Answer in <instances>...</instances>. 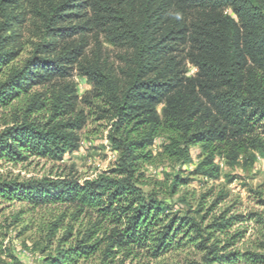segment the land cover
<instances>
[{
	"label": "trees",
	"instance_id": "obj_1",
	"mask_svg": "<svg viewBox=\"0 0 264 264\" xmlns=\"http://www.w3.org/2000/svg\"><path fill=\"white\" fill-rule=\"evenodd\" d=\"M26 24L36 41L14 66ZM101 41L123 52L120 68L104 59ZM74 72L92 87L83 97L67 82ZM16 103L12 125L0 131V162H62L80 150L89 116L106 123L119 156L95 179H0V203L70 208L73 220L87 221L72 242L66 231L48 264L96 255L125 264L187 248L201 255L193 264H264V254L232 251L244 238H228L242 216L205 225L139 186L164 139L162 161L184 166L198 147L196 174L210 180L220 179L221 162L264 160V0H0V111ZM181 173L169 179L173 196L189 184Z\"/></svg>",
	"mask_w": 264,
	"mask_h": 264
},
{
	"label": "rangeland",
	"instance_id": "obj_2",
	"mask_svg": "<svg viewBox=\"0 0 264 264\" xmlns=\"http://www.w3.org/2000/svg\"><path fill=\"white\" fill-rule=\"evenodd\" d=\"M22 52L14 62V66L21 65L32 51L31 43L36 39L32 36V27L26 24L21 29ZM102 55L109 65L115 69L122 66L120 57L123 53L104 41H101ZM94 49L92 45L88 52ZM189 74L195 70L188 66ZM73 84L80 97L89 93L91 85L74 72L73 78L67 81ZM41 92L42 89H36ZM18 103L9 109L0 111V131L7 124L12 125L15 109L20 108ZM88 115L91 108L79 104ZM89 122L80 132L81 148L78 152L67 155L62 162L31 159L25 164L13 166L0 162V179L2 180H29V179H56L59 176L75 177L81 180L95 179L114 169L118 162V154L114 152L108 140L106 123ZM162 143L157 142L153 147L156 162L143 168V178L139 179V186L146 195L155 193L158 200L170 207L172 213L186 216L190 214L210 224L213 220L227 213V218L242 216L230 231L229 237L241 233L244 237L232 248L240 254H264L261 245L264 242V160L249 168L229 167L221 162V176L218 180H210L196 174V167L202 156L198 147L191 148L190 161L184 166L171 165L162 161ZM197 155L198 158H197ZM181 170L183 178L189 179V184L179 188L173 196L169 192L170 177ZM168 175V177H167ZM170 179V180H169ZM72 209L60 206L34 208L26 203H0V264H48L47 259L56 255V249L67 230L73 233L72 242L84 231L86 222L83 219L73 220ZM58 223L57 228L53 225ZM227 238V237H225ZM224 238V239H225ZM201 255L194 248L173 251L158 259H150L143 252L125 262V264H193L200 263ZM80 264H101L99 255ZM238 264H252L245 259Z\"/></svg>",
	"mask_w": 264,
	"mask_h": 264
}]
</instances>
